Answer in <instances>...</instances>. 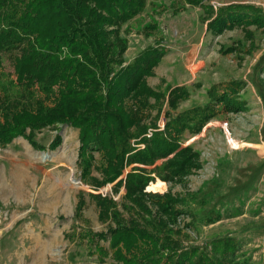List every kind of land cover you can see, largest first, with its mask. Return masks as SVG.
<instances>
[{
	"label": "trees",
	"instance_id": "16d2710c",
	"mask_svg": "<svg viewBox=\"0 0 264 264\" xmlns=\"http://www.w3.org/2000/svg\"><path fill=\"white\" fill-rule=\"evenodd\" d=\"M186 3L209 11L208 31L214 35L264 28V8L254 4L215 10L210 0ZM147 7L148 0H0V146L19 137L37 146L36 134L48 128L79 130L84 184L126 190L122 204L91 194L108 231L78 232L91 244L110 238L109 250L99 242L97 248L101 258H113L112 264H248L239 261L232 238L204 247L185 245L175 225L190 213L187 198L147 191L157 178L182 182L202 168L200 153L183 147L184 136L201 134L217 113L206 104L177 114L188 89L170 88L166 94L149 85L167 54L161 44L126 63L123 28ZM157 30L147 26L145 33L151 37ZM238 90L237 83L231 84L219 98L229 112L245 110ZM163 114L168 122L160 130ZM150 130L154 133L148 137ZM61 139L58 135L53 145ZM133 140L145 147H134ZM85 204L80 193L79 219Z\"/></svg>",
	"mask_w": 264,
	"mask_h": 264
},
{
	"label": "rangeland",
	"instance_id": "374dc122",
	"mask_svg": "<svg viewBox=\"0 0 264 264\" xmlns=\"http://www.w3.org/2000/svg\"><path fill=\"white\" fill-rule=\"evenodd\" d=\"M231 4L264 8V0H210L215 10ZM212 18L209 11L191 7L186 0H148L145 12L123 28L127 64L148 47L161 44L167 50L148 82L166 94L170 88L188 89L189 98L177 114L206 104L217 112L201 134L184 136L183 147L200 153L202 168L182 182L157 178L147 191L187 198L190 213L181 215L175 225L185 245L204 247L215 239L232 238L240 262L264 264V28L252 25L214 35L208 31ZM153 25L158 30L149 37L145 29ZM7 70L13 72L10 62ZM236 83L245 110L229 112L218 101ZM167 122L163 114L160 130ZM58 135L61 143L54 146ZM35 141L37 146L19 137L0 146V264H112L113 258H101L97 248L99 242L109 250L110 238L91 244L78 232L85 228L107 232L108 224L99 220L100 209L91 194L122 204L125 188L116 192L115 184L98 189L84 184L79 130L48 128L37 133ZM14 174L24 195L5 188ZM93 176L100 177L97 172ZM160 181L164 186L151 188ZM80 193L86 202L81 219L76 211Z\"/></svg>",
	"mask_w": 264,
	"mask_h": 264
},
{
	"label": "bare ground",
	"instance_id": "6f19581e",
	"mask_svg": "<svg viewBox=\"0 0 264 264\" xmlns=\"http://www.w3.org/2000/svg\"><path fill=\"white\" fill-rule=\"evenodd\" d=\"M229 139H230V142L232 143V145L234 147L238 146L236 141H234L232 138H229ZM162 186H164V183L162 181H160L157 184H153V186L151 188L154 189V190H157V189L161 188ZM5 188H6V190L8 192L17 193V195H24L25 194V190L23 189L22 184L21 183L18 184V181H17V178H16V174H14L12 176V181L10 183H8Z\"/></svg>",
	"mask_w": 264,
	"mask_h": 264
},
{
	"label": "built area",
	"instance_id": "2783aa9c",
	"mask_svg": "<svg viewBox=\"0 0 264 264\" xmlns=\"http://www.w3.org/2000/svg\"><path fill=\"white\" fill-rule=\"evenodd\" d=\"M153 133H154V131L150 130L147 136L151 137L153 135ZM139 147L144 148L145 146L144 145H140Z\"/></svg>",
	"mask_w": 264,
	"mask_h": 264
}]
</instances>
